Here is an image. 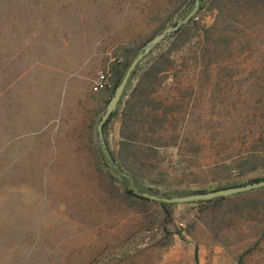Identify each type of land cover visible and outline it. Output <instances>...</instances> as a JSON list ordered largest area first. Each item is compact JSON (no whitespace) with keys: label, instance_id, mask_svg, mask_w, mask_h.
<instances>
[{"label":"rangeland","instance_id":"374dc122","mask_svg":"<svg viewBox=\"0 0 264 264\" xmlns=\"http://www.w3.org/2000/svg\"><path fill=\"white\" fill-rule=\"evenodd\" d=\"M193 2L0 0V89L61 42L86 62L80 77L102 73L107 84L58 150L45 136H2L0 264H264V187L164 206L125 191L264 178V0H205L156 44L102 126L123 184L100 160L95 128L119 75Z\"/></svg>","mask_w":264,"mask_h":264},{"label":"crops","instance_id":"0c3cea01","mask_svg":"<svg viewBox=\"0 0 264 264\" xmlns=\"http://www.w3.org/2000/svg\"><path fill=\"white\" fill-rule=\"evenodd\" d=\"M61 47L55 57L44 52L43 59L34 61L0 89V140L8 133L15 134L13 139L16 140L45 136L50 142L49 148L58 150L60 142L65 146L66 140L69 141L63 135L76 131L73 120L77 124L81 110L89 109L88 98L94 91H90L88 85L92 86L96 76L93 78L89 71L80 77V69L86 62L68 58L64 42ZM81 79L85 85L82 90ZM13 87L15 106L11 100ZM13 111L21 118L16 124L5 118Z\"/></svg>","mask_w":264,"mask_h":264},{"label":"water","instance_id":"95a60500","mask_svg":"<svg viewBox=\"0 0 264 264\" xmlns=\"http://www.w3.org/2000/svg\"><path fill=\"white\" fill-rule=\"evenodd\" d=\"M198 4H199V0H194L192 8L190 9L189 12H187V14L184 17L178 18L172 26H168L164 28L162 31H160L159 33L155 34L152 38L147 40L127 65L122 77L120 78L118 84L115 86L111 97L107 101L104 111L101 114L95 128L97 145L99 146L101 153L106 160L108 159V155L105 150V144L102 138V124L109 117V115L113 111H115L116 105L120 99L123 89L127 81L129 80L131 74L134 72L137 65L140 64L143 61V59L146 57V55L156 46V44H158L160 41H162L165 37H167L171 33L178 30L179 27L182 26L194 14ZM263 187H264V179L255 182L246 183L243 185L231 186V187H226V188L207 191V192L174 196L170 198L160 197L154 194H148L144 192L140 193V196L147 200L160 202L164 204H183V203H192L198 201H210L215 198L229 197L232 195L248 192Z\"/></svg>","mask_w":264,"mask_h":264},{"label":"trees","instance_id":"16d2710c","mask_svg":"<svg viewBox=\"0 0 264 264\" xmlns=\"http://www.w3.org/2000/svg\"><path fill=\"white\" fill-rule=\"evenodd\" d=\"M204 1H205V0H199V4H198L197 9H196L197 11L202 7ZM121 75H123V74H120L119 77H121ZM119 77H118L116 83L119 81ZM114 112H115V111H113V112L109 115V117H111V116L114 114ZM109 117H108V118H109ZM108 118L104 121V123L108 120ZM104 123L102 124V126L104 125ZM104 144H105V143H104ZM105 150H106L107 155H108V159H107V160H106V159L104 158V156L102 155L101 150H100V148H99V146H98L99 156H100V160H101L103 166L106 168V170H107L109 176L115 178L116 180H118L120 183L123 184L124 180H126V176H124L123 174H121L119 168H118L116 165H114V159H113V157L111 156V154L109 153V151L107 150L106 145H105ZM263 179H264V178H263ZM258 180H262V179H255V180H252V181H250V182H255V181H258ZM250 182H246V183H250ZM246 183H243V184H246ZM243 184H238V185H243ZM238 185H235V186H238ZM135 189H136V188H131V187H130V188H127V187H126V188H125V191L128 192V193H132V195H135V196H137V197L140 198V199H145V198H143V197L140 196V193H142V192H144V193H148V194H151L150 191H148L147 189H140L139 192L135 193ZM209 191H212V190H209ZM199 192H207V191H195V192L185 193V194H182V195L193 194V193H199ZM156 196H158V195H156ZM174 196H181V194H180V195H175V194H173V195H170V194H169V195H168V194H165V195H162V196H160V197L170 198V197H174ZM218 199H221V198H215V199H213V200H218ZM146 200H147V199H146ZM210 201H212V200H210ZM200 202H208V201H198V202H194V203H200ZM192 203H193V202H192ZM158 204L161 205V206L166 205V204H164V203H160V202H158ZM195 260H196V259H195V254H194V262H195Z\"/></svg>","mask_w":264,"mask_h":264},{"label":"built area","instance_id":"2783aa9c","mask_svg":"<svg viewBox=\"0 0 264 264\" xmlns=\"http://www.w3.org/2000/svg\"><path fill=\"white\" fill-rule=\"evenodd\" d=\"M106 85V76L102 73H99L92 82L91 90L96 92L105 88Z\"/></svg>","mask_w":264,"mask_h":264}]
</instances>
